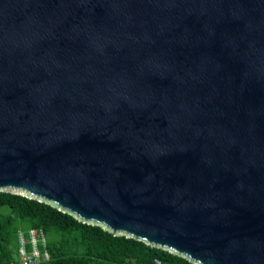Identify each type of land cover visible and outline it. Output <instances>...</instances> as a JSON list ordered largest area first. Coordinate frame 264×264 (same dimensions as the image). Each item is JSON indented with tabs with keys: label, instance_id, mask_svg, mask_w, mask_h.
I'll return each instance as SVG.
<instances>
[{
	"label": "water",
	"instance_id": "95a60500",
	"mask_svg": "<svg viewBox=\"0 0 264 264\" xmlns=\"http://www.w3.org/2000/svg\"><path fill=\"white\" fill-rule=\"evenodd\" d=\"M2 191L264 264V0H0Z\"/></svg>",
	"mask_w": 264,
	"mask_h": 264
},
{
	"label": "trees",
	"instance_id": "16d2710c",
	"mask_svg": "<svg viewBox=\"0 0 264 264\" xmlns=\"http://www.w3.org/2000/svg\"><path fill=\"white\" fill-rule=\"evenodd\" d=\"M31 230L42 232L46 240L50 258L40 264H153L156 259L162 264H194L144 241L81 222L37 199L0 192V264L18 261L20 233L29 242ZM27 248L31 251L29 243Z\"/></svg>",
	"mask_w": 264,
	"mask_h": 264
},
{
	"label": "built area",
	"instance_id": "2783aa9c",
	"mask_svg": "<svg viewBox=\"0 0 264 264\" xmlns=\"http://www.w3.org/2000/svg\"><path fill=\"white\" fill-rule=\"evenodd\" d=\"M29 242L24 238V235L20 233L21 246L19 250V259L16 262L9 264H40L43 260L48 261L50 256L46 249V240L42 232L31 230L29 232ZM28 243L31 245V251L28 250ZM43 246L42 251L40 247ZM125 264H136L132 262H126ZM153 264H162L158 259L154 260Z\"/></svg>",
	"mask_w": 264,
	"mask_h": 264
}]
</instances>
